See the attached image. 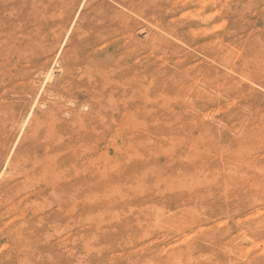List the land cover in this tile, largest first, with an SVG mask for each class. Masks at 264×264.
<instances>
[{
    "label": "rangeland",
    "instance_id": "1",
    "mask_svg": "<svg viewBox=\"0 0 264 264\" xmlns=\"http://www.w3.org/2000/svg\"><path fill=\"white\" fill-rule=\"evenodd\" d=\"M0 264H264V0H0Z\"/></svg>",
    "mask_w": 264,
    "mask_h": 264
},
{
    "label": "bare ground",
    "instance_id": "2",
    "mask_svg": "<svg viewBox=\"0 0 264 264\" xmlns=\"http://www.w3.org/2000/svg\"><path fill=\"white\" fill-rule=\"evenodd\" d=\"M47 73H48V70H47ZM49 74H50V72H49ZM49 76V75H48ZM48 76H47V78H48ZM49 81V80H48ZM47 82V81H46ZM43 84H44V82H43ZM34 103V102H33ZM124 106H125V104H124ZM125 108V107H124ZM31 111V110H30ZM29 113H31V112H29ZM30 116V115H29ZM27 117H28V114H27ZM30 118V117H29ZM26 121V120H25ZM22 125V124H21ZM25 125V124H24ZM24 125L22 126V128L24 127ZM27 126V125H26ZM38 127V125H36V128ZM35 128V129H36ZM92 131V130H91ZM36 132V131H35ZM78 133V132H77ZM78 135V134H77ZM8 163V162H7ZM8 202V201H7ZM15 233V232H14Z\"/></svg>",
    "mask_w": 264,
    "mask_h": 264
}]
</instances>
